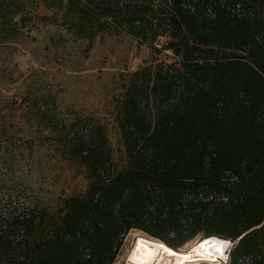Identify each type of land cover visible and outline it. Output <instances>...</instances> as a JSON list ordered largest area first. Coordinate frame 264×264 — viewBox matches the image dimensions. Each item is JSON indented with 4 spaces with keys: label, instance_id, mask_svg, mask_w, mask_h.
<instances>
[{
    "label": "trees",
    "instance_id": "1",
    "mask_svg": "<svg viewBox=\"0 0 264 264\" xmlns=\"http://www.w3.org/2000/svg\"><path fill=\"white\" fill-rule=\"evenodd\" d=\"M45 12L78 40H163L173 60L126 77L120 169L98 119L30 77L4 95L0 72V264H113L130 230L174 251L215 237L234 243L227 264H264V0H0V46ZM52 160L84 192L53 205Z\"/></svg>",
    "mask_w": 264,
    "mask_h": 264
},
{
    "label": "rangeland",
    "instance_id": "2",
    "mask_svg": "<svg viewBox=\"0 0 264 264\" xmlns=\"http://www.w3.org/2000/svg\"><path fill=\"white\" fill-rule=\"evenodd\" d=\"M44 15L46 18L52 16L48 12ZM53 20H36L32 31L18 42L0 46V72L7 83L2 94L22 91L19 86L26 77L37 86L51 87L58 92L64 110L93 116L104 125L116 169H120L125 164V155L114 113L126 77L151 63L172 62L173 58L161 49L163 40L154 46L156 48L140 44L126 33L110 32L93 41L78 40ZM10 78L18 81L13 84ZM47 167H50L45 168L48 200L53 205L59 204L65 195L82 193L86 189L83 175L75 176L55 160ZM136 237L154 240L142 231L130 230L113 264H128L127 256ZM198 242L195 239L178 250H189ZM167 262L178 263L179 260L167 258Z\"/></svg>",
    "mask_w": 264,
    "mask_h": 264
},
{
    "label": "bare ground",
    "instance_id": "3",
    "mask_svg": "<svg viewBox=\"0 0 264 264\" xmlns=\"http://www.w3.org/2000/svg\"><path fill=\"white\" fill-rule=\"evenodd\" d=\"M230 241L215 237L199 241L186 251H174L159 240L136 237L127 256L128 264H222L230 246ZM185 249V248H184ZM167 258L178 259L169 263Z\"/></svg>",
    "mask_w": 264,
    "mask_h": 264
},
{
    "label": "built area",
    "instance_id": "4",
    "mask_svg": "<svg viewBox=\"0 0 264 264\" xmlns=\"http://www.w3.org/2000/svg\"><path fill=\"white\" fill-rule=\"evenodd\" d=\"M169 53V52H168ZM170 54V53H169ZM233 245H234V243H230V246H229V249H228V251H227V254H226V256H225V259L222 261V264H227L228 263V259H229V251H230V249L233 247Z\"/></svg>",
    "mask_w": 264,
    "mask_h": 264
}]
</instances>
